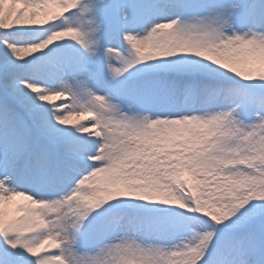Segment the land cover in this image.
<instances>
[{
    "label": "snow or ice",
    "instance_id": "obj_1",
    "mask_svg": "<svg viewBox=\"0 0 264 264\" xmlns=\"http://www.w3.org/2000/svg\"><path fill=\"white\" fill-rule=\"evenodd\" d=\"M0 264H264V0H0Z\"/></svg>",
    "mask_w": 264,
    "mask_h": 264
},
{
    "label": "bare ground",
    "instance_id": "obj_2",
    "mask_svg": "<svg viewBox=\"0 0 264 264\" xmlns=\"http://www.w3.org/2000/svg\"><path fill=\"white\" fill-rule=\"evenodd\" d=\"M61 98V97H60ZM59 99H58V97H49V102H56V103H58L59 101H58ZM74 114V113H73ZM73 114H71V115H73ZM86 115H90V114H88V113H85ZM70 115V116H71ZM92 117L90 116V117H88V120H85V121H83V122H80V123H87L90 119H91ZM77 124H79V123H77ZM91 130V129H90ZM16 203H26L25 201H23L22 199H17V202L15 201L14 203H12V204H6L5 205V218L6 219H11V218H13V217H15L17 214H19V213H17L16 212V210H15V204Z\"/></svg>",
    "mask_w": 264,
    "mask_h": 264
},
{
    "label": "rangeland",
    "instance_id": "obj_3",
    "mask_svg": "<svg viewBox=\"0 0 264 264\" xmlns=\"http://www.w3.org/2000/svg\"><path fill=\"white\" fill-rule=\"evenodd\" d=\"M58 99H59L58 101H60L62 99L66 100L67 97H61V98L58 97ZM90 116L91 115H86L85 113H74L73 115H71V116L68 117V124H67V126H73V125H75L77 123H80V122H83L85 120H88V117H90ZM85 124L87 125V123H85ZM17 215H20V213L17 214Z\"/></svg>",
    "mask_w": 264,
    "mask_h": 264
}]
</instances>
